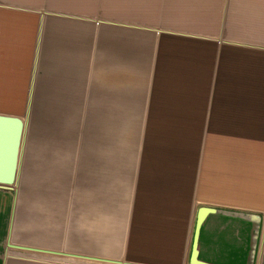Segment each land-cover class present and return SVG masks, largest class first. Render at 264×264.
I'll list each match as a JSON object with an SVG mask.
<instances>
[{"label":"crops","instance_id":"0c3cea01","mask_svg":"<svg viewBox=\"0 0 264 264\" xmlns=\"http://www.w3.org/2000/svg\"><path fill=\"white\" fill-rule=\"evenodd\" d=\"M42 59L46 73L60 75L62 129L55 145L29 156L28 201L44 202V229L34 233L45 244L33 248L10 240ZM0 115L24 124L16 181L0 183V264L6 245L94 262L188 264L200 204L264 212V0H0ZM115 192L126 218L120 258L53 250L68 246L70 201L78 218L97 222L116 210ZM222 223L208 221L205 242ZM241 227L220 264H251V228ZM261 238L255 264H264V226Z\"/></svg>","mask_w":264,"mask_h":264},{"label":"rangeland","instance_id":"374dc122","mask_svg":"<svg viewBox=\"0 0 264 264\" xmlns=\"http://www.w3.org/2000/svg\"><path fill=\"white\" fill-rule=\"evenodd\" d=\"M59 28V26H56ZM44 60L42 59V64L39 67V72L37 75L39 76V86L41 87L35 107H32L31 113V133H26L25 143H24V155H23V163H22V172L20 183L16 186V189L20 192V199L17 203L16 209V220H17V233L12 238L11 243H20V245L28 246V247H37L45 244L44 242V234L41 235L38 233H34V231L39 232L40 229H44L42 225H44V218H40V210L43 209L44 202H30L28 201V192H29V156L32 158L35 157V149H39L41 147H45L46 145H55V137L59 135L58 132L61 131V119H60V111L62 109L61 101L59 100V87L60 75L57 73H53L52 75L46 73V66L44 65ZM56 62L59 63V59H54V64ZM58 65V64H57ZM55 69V68H54ZM51 83L46 87V83ZM52 86V87H51ZM46 88L49 90L46 92ZM52 91V93H51ZM82 110L83 109L82 107ZM78 117H84V114L77 115ZM71 118V116H70ZM134 115V119H135ZM65 123V122H64ZM74 124V125H73ZM97 129H103V126L97 123ZM72 127L69 126L68 133H72L71 131H79V125L75 122H71ZM91 125V126H90ZM94 123L88 121L86 122V129L93 130L96 129L94 127ZM94 127V128H93ZM261 133H264L262 131ZM116 134V133H115ZM76 133H72V136L75 137ZM108 133H102L101 137L102 141H106ZM80 136V133H79ZM30 139V140H29ZM73 139V138H72ZM70 140V139H69ZM71 141V140H70ZM31 149L29 150V147ZM33 150V151H32ZM43 164L38 165V173L36 181H44V169ZM35 189L38 192H42V188L40 186H35ZM70 199L72 195L75 194V186H71L69 188ZM106 187H101V195H107ZM108 190V189H107ZM113 195V199L115 203L116 210L112 211L111 214L105 213V216L99 217L102 219V227L103 229L99 231V228L96 229L97 222L95 219L90 218L88 215L82 216L81 218L77 217L76 203L70 201L69 203V213L72 215L70 220V235L68 246L62 248L60 246H65V244L61 242H57L54 245L59 249L53 248V250H57L58 252H69L76 254H83L84 256H98V257H116L120 258L121 255V242L120 239L123 237V228L124 220L126 219L124 216V202L120 198L122 197V193L116 192ZM108 202H101L102 206H106ZM32 208L34 212L32 211ZM35 208V209H34ZM37 210V214L35 213ZM35 213V214H34ZM264 214V212H263ZM36 216V217H35ZM85 219L84 228L83 222L81 223V231L78 233V220ZM95 222V228H94ZM30 227L32 228V233L30 234ZM78 229V230H77ZM12 236V237H13ZM41 238V239H40ZM37 239V240H36ZM36 240V241H35ZM61 243V244H60ZM54 246V247H55ZM62 246V247H63ZM246 252V249L244 250ZM5 264H119V263H110V262H94L93 260L82 259L77 257H70L69 255L62 254H50L39 251L25 250V249H14L6 245L5 250Z\"/></svg>","mask_w":264,"mask_h":264},{"label":"water","instance_id":"95a60500","mask_svg":"<svg viewBox=\"0 0 264 264\" xmlns=\"http://www.w3.org/2000/svg\"><path fill=\"white\" fill-rule=\"evenodd\" d=\"M23 126L24 124L19 118L0 115V183L12 184L16 181L17 157L24 138ZM215 217L222 218L223 223L220 227L223 226V231L228 232V238H222L220 241L217 239L222 233V228L218 227V230L216 229L219 232L218 235L212 236L210 234L207 242H205V226L208 221H213ZM243 221H245V226H250L251 228L250 242H248L249 239H246L245 242L247 244L250 243L248 256L251 258L250 263L255 264L262 239L264 214L257 211L209 204H200L197 208L188 264H220L219 262L222 261L221 257L225 258L226 256L227 247H229V251L235 248L237 242H240L237 236L238 232L242 230ZM247 222H250V225ZM212 226L210 229L215 232V228H212ZM246 236L247 232L245 230ZM206 246L208 247L206 248ZM221 246H223V249L220 248ZM50 252L52 253V251ZM214 257L217 260L212 261L211 259Z\"/></svg>","mask_w":264,"mask_h":264}]
</instances>
